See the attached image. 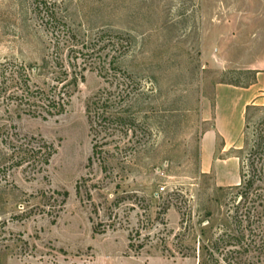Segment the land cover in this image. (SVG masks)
<instances>
[{
	"label": "rangeland",
	"instance_id": "374dc122",
	"mask_svg": "<svg viewBox=\"0 0 264 264\" xmlns=\"http://www.w3.org/2000/svg\"><path fill=\"white\" fill-rule=\"evenodd\" d=\"M101 31L128 40L94 59L119 57L139 84L136 135L104 147L106 172L88 163L85 105L103 87L92 71L62 116L0 105V264H197L200 240L235 228L236 206L264 242V181L236 189L252 162L264 168V148L250 152L264 147V0H0V64L43 66L33 78L42 86L55 71L54 36L93 41ZM229 83L252 86L260 100L241 118L223 96L217 120L216 88ZM29 138L55 149L42 173L9 159ZM227 157L236 158V184L202 166Z\"/></svg>",
	"mask_w": 264,
	"mask_h": 264
},
{
	"label": "trees",
	"instance_id": "16d2710c",
	"mask_svg": "<svg viewBox=\"0 0 264 264\" xmlns=\"http://www.w3.org/2000/svg\"><path fill=\"white\" fill-rule=\"evenodd\" d=\"M123 41L128 40L121 35H110L108 31H101L93 41L79 40L71 33L54 36L52 56L55 71L42 86L34 82L33 78L41 75L43 66L12 61L0 64V105L14 106L15 110H20L22 114L42 120L62 116L67 112L79 84L84 82L85 72H96L103 80V87L93 94L85 105L92 144L88 163L98 161L106 172L110 156L104 147L112 142L128 145L131 137L136 135L138 114L133 111V102L138 96L139 84L121 69L119 57L109 56L110 60L107 61L108 56L103 60L101 57L94 59V56L100 49L104 50L109 45L121 47ZM97 45L101 47L95 50ZM64 51L67 52L66 61L62 58ZM254 80L253 78L248 86L252 85ZM229 85L246 88L235 83ZM250 107L254 106H247L246 112ZM129 136L130 139L126 143L123 142ZM99 137L100 143L97 142ZM13 147L9 158L12 165L18 168L25 166L33 173H42L55 154L54 147L41 139H24L22 144ZM263 148L262 144H256L250 152L257 153L263 151ZM116 157L119 162L126 160V155L120 153L116 154ZM250 168L251 175L247 180L246 176L241 174L242 182L236 188L237 191L243 189L247 193L257 181H264L263 167L257 169L252 162ZM238 212L239 208L236 206L232 216L235 228L232 231H223L208 242L200 240L197 264H264V242L257 243L254 240L251 216L239 215Z\"/></svg>",
	"mask_w": 264,
	"mask_h": 264
},
{
	"label": "crops",
	"instance_id": "0c3cea01",
	"mask_svg": "<svg viewBox=\"0 0 264 264\" xmlns=\"http://www.w3.org/2000/svg\"><path fill=\"white\" fill-rule=\"evenodd\" d=\"M252 87V86H251ZM251 87H249L248 89H242L240 88L238 90L237 87L232 86V85H220L216 88V115H217V120H218V112H219V103L220 100L223 96H231L232 98V103L233 104H239L240 106V112H241V118L242 115L245 111V108L247 106H249L250 104L256 103L258 102L259 99V95L254 93V92H250V90L252 89ZM216 132L221 135L222 139L224 140V149L222 151H227L225 150V147L229 144L230 139L226 137L225 133L218 128V124L216 126ZM215 132L213 133H208V136H206L208 139L209 143H213L214 142V137H215ZM237 163H236V158L235 157H227L226 161H221L219 160L218 162H216L215 164H209L207 161V158L204 159L202 161V166L204 169L207 170L208 167H213L216 175L218 177V181H226L231 176H234V170L235 168H237ZM226 167H230L232 171H230L229 169H226ZM232 174V175H231ZM231 179H233L232 184H236V178L231 177ZM232 181V180H231Z\"/></svg>",
	"mask_w": 264,
	"mask_h": 264
}]
</instances>
